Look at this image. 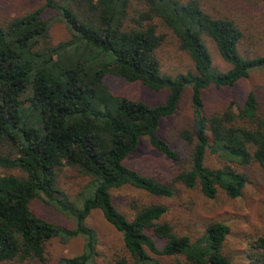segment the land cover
I'll return each instance as SVG.
<instances>
[{"label":"trees","instance_id":"16d2710c","mask_svg":"<svg viewBox=\"0 0 264 264\" xmlns=\"http://www.w3.org/2000/svg\"><path fill=\"white\" fill-rule=\"evenodd\" d=\"M35 11L0 21V167L20 174L0 173V263L48 264L46 245L84 238L82 253L63 256L59 264H96L97 231L86 223L99 209L121 234L131 259L119 256L111 264H166L165 257H182L178 264H234L223 251L230 227L209 224L193 239L163 220L168 207L152 203L129 219L114 204L111 190L123 185L170 197L169 183L144 175L123 161L137 150L140 138L173 161L180 150L161 138L160 120L173 114L183 89L192 88L193 123L180 139L189 147V168L177 174L188 188L198 186L214 198L219 191L240 196L247 175L236 165L257 162L264 168V101L250 91L242 104L231 100L206 114L203 90L233 86L252 70L264 69V54L245 57L239 43L243 31L232 19L216 17L196 2L136 0L146 9L133 13L134 0H44ZM46 8L56 10L71 38L50 43ZM156 19L173 31L194 69L175 75L161 72L158 49L165 35ZM217 44L227 71L213 65L203 35ZM141 81L147 87L170 89L167 100L151 105L115 94L106 75ZM223 160L208 166L207 153ZM63 167L87 177L74 199L59 186ZM43 197L73 220V227L55 224L31 204ZM263 248L264 236L258 239Z\"/></svg>","mask_w":264,"mask_h":264},{"label":"rangeland","instance_id":"374dc122","mask_svg":"<svg viewBox=\"0 0 264 264\" xmlns=\"http://www.w3.org/2000/svg\"><path fill=\"white\" fill-rule=\"evenodd\" d=\"M184 3L196 1L203 10L216 16L232 18L242 29L243 38L239 43L240 53L245 57L264 54V0H181ZM45 4L44 0H0V21L8 22L15 17L35 11ZM132 12L146 9L140 1L134 0ZM44 17L49 20L50 43L58 44L71 38L67 24L62 21L56 10L46 8ZM159 30L165 39L158 49L161 61V72L175 75L194 69L190 55L181 50L178 38L172 30L156 19ZM213 59V65L219 71H227L232 64L221 56L216 42L207 34L203 35ZM105 83L115 94L124 95L135 100H142L151 105L164 103L170 89L155 90L141 81L129 82L108 74ZM250 91H254L264 101V69L252 70L248 78L240 79L233 86L216 88L211 86L203 90L206 114L222 109L231 100L242 104ZM192 88L186 86L181 94L176 111L160 120L158 135L177 147L181 152L180 161H173L155 148L148 136H142L137 150L131 152L123 163L140 173L156 180L171 184L174 194L170 197L156 196L148 191L123 185L111 190L115 206L129 219H133L137 211L152 203H163L168 210L163 218L169 222L179 234H187L195 239L211 223L219 221L227 224L230 231L224 241L223 251L234 264H260L263 248L258 239L264 236V168L257 162L247 165H236L247 175V185L243 193L229 197L220 190L214 198L205 196L198 186L188 188L177 180V174L191 166L189 147L180 139L182 129L193 123ZM223 160L211 152L207 153L208 166L222 165ZM0 173L20 174L17 169H3ZM87 177L73 168L63 167L59 174V186L72 199L76 197ZM33 210L47 220L73 227V220L61 213L54 205L47 203L43 197H36L31 204ZM98 234V249L101 255L96 264H111L119 256L131 259L122 238V234L105 219L99 209H94L86 219ZM84 238L75 237L63 242L59 237L52 238L46 245L48 264H59L63 256H76L82 253ZM166 264H178L182 257H165ZM0 264H21L18 261L1 262Z\"/></svg>","mask_w":264,"mask_h":264}]
</instances>
